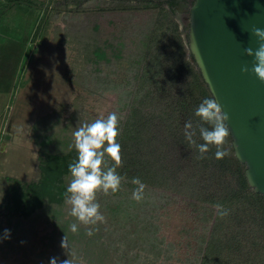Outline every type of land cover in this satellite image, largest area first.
Here are the masks:
<instances>
[{"label": "trees", "instance_id": "trees-1", "mask_svg": "<svg viewBox=\"0 0 264 264\" xmlns=\"http://www.w3.org/2000/svg\"><path fill=\"white\" fill-rule=\"evenodd\" d=\"M88 1H72L79 7L76 11L86 15L87 22L79 36L81 41L77 42L79 61L75 60L74 66L84 69L89 65L124 60L131 71L126 82L129 85L126 91L128 112L120 119L117 138L123 162L116 169L123 177L118 195H125L123 186L136 187L131 181L139 177L146 186L194 198L202 207L223 205L228 215L221 218L216 210L199 264H243L234 262L235 257L224 252L240 251L249 225L257 227L264 235L263 197L248 186L245 165L233 154L231 136L229 144L225 145L230 154L223 159L215 158V147H210L206 157L200 158L198 149L184 137L185 122L192 121L194 127L201 123L194 114L195 109L211 94L188 51L187 27L181 26L174 15L175 0H95L94 5L81 4ZM22 4L29 8L32 4L35 9L38 2L0 0V10H11ZM105 13L142 14L149 20L140 37L128 44L121 38L111 39L116 35L113 31L106 34L102 26ZM45 17L39 13L34 16V22L29 25L34 35L39 28L43 34ZM76 102L77 99L73 102L75 110ZM52 119L53 114L44 115L31 128V137L39 147L38 178L27 182L7 178L10 182L0 201V250L8 248L22 256L34 254L36 259L32 264H49L51 257H56L58 264L65 260L69 264H139L137 259L128 256V248L123 250L128 245L129 234L126 223H121L120 218L125 220L129 211L117 210L116 214L112 213L113 221L105 216L104 223L94 226L80 224L70 215L65 196L71 180L68 165L77 157L72 136L77 111L64 121L59 117ZM195 139L203 143L198 132ZM112 166L113 162L106 155L105 170ZM121 202L118 199L115 208H120ZM100 211L104 212L101 207ZM231 220L235 227L239 226L234 232ZM72 223L78 224L77 233L70 231ZM90 227L94 229L92 236L86 234ZM5 229L10 230V238H3ZM140 230L144 231L140 228L138 232ZM263 235L261 244L259 240L250 241L263 249L262 257L254 253V260L250 259L252 264H264ZM64 236L68 250L60 246ZM134 237L141 239V236ZM39 244L42 248L36 252Z\"/></svg>", "mask_w": 264, "mask_h": 264}, {"label": "rangeland", "instance_id": "rangeland-1", "mask_svg": "<svg viewBox=\"0 0 264 264\" xmlns=\"http://www.w3.org/2000/svg\"><path fill=\"white\" fill-rule=\"evenodd\" d=\"M36 1L39 5L35 9L32 4L30 8L22 4V7L0 10V201L10 182L7 178L27 182L39 176V147L31 137V128L37 119L53 114L52 120L59 117L64 121L77 111L75 131L110 112L119 113L121 118L128 112L126 82L131 71L127 63L113 60L84 69L74 66L75 60L79 61L76 48L87 23L86 15L76 11L79 7L73 0ZM81 4L87 7L96 1ZM38 13L46 16L47 23L43 34L39 28L34 35L29 25ZM138 15L105 13L103 29L107 35L116 33L113 40L121 38L128 44L133 43L149 20ZM176 18L181 26L187 27V23ZM76 99L77 110L73 107ZM134 188L123 186L122 190H126L123 197L118 193L97 194L104 216L112 221V213L116 214L117 210L129 211L125 220L120 218L129 234L128 245L123 247V250L128 248V256L137 259L139 264H199L216 208L212 205L209 206L213 208H205L194 198L149 186L145 188L143 200L136 202L132 199ZM118 199L122 205L115 208ZM233 221L229 223L234 232L239 226L235 227ZM140 228L144 231L138 232ZM247 228L246 236L242 234L245 237L240 251L224 252L234 256V262L252 264L254 253L263 251L250 242L263 243V233L251 225ZM40 248L41 244L35 251ZM35 259L34 254L22 256L8 248L0 250V264H32Z\"/></svg>", "mask_w": 264, "mask_h": 264}, {"label": "water", "instance_id": "water-1", "mask_svg": "<svg viewBox=\"0 0 264 264\" xmlns=\"http://www.w3.org/2000/svg\"><path fill=\"white\" fill-rule=\"evenodd\" d=\"M187 12L188 51L229 117L233 154L245 165L248 186L264 201V82L244 51L258 47L252 29H264V0H193Z\"/></svg>", "mask_w": 264, "mask_h": 264}, {"label": "clouds", "instance_id": "clouds-1", "mask_svg": "<svg viewBox=\"0 0 264 264\" xmlns=\"http://www.w3.org/2000/svg\"><path fill=\"white\" fill-rule=\"evenodd\" d=\"M252 35L257 37L258 47L245 48V53L253 56L254 63L251 71L256 77L264 82V29L253 28ZM243 72L249 71L244 67ZM195 116L199 118L200 124L193 126L192 121L184 124V137L190 145L198 149L199 157L205 158L210 147H215V158L223 159L230 154L229 144L231 130L227 123L229 117L222 111L221 106L213 95L202 99L195 109ZM120 114L113 111L96 119L94 122L85 123L72 133L73 146L76 150V160L68 165L71 180L66 188L65 202L70 206V215L80 224L97 225L105 222V216L100 211L97 194H115L121 190V177L116 169L122 166L121 145L117 138L120 134ZM207 125V127H205ZM203 143H197L195 137ZM113 162L112 167L104 168L105 156ZM136 187L132 191V199L140 202L144 198L146 185L139 177L131 181ZM217 215L221 218L228 215V209L217 203L215 205ZM70 231L78 232V224L72 223ZM87 235L94 234L93 228H88ZM4 239L10 238V230H4ZM62 249L68 250L69 245L66 237L61 240ZM49 264H58L56 257H51ZM60 264H69L68 260Z\"/></svg>", "mask_w": 264, "mask_h": 264}, {"label": "flooded vegetation", "instance_id": "flooded-vegetation-1", "mask_svg": "<svg viewBox=\"0 0 264 264\" xmlns=\"http://www.w3.org/2000/svg\"><path fill=\"white\" fill-rule=\"evenodd\" d=\"M193 0H175L173 5L174 15L181 19L183 24L187 23L188 12L187 8L191 5Z\"/></svg>", "mask_w": 264, "mask_h": 264}]
</instances>
